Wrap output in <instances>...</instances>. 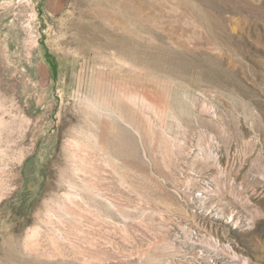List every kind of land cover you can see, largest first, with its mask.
Listing matches in <instances>:
<instances>
[{
	"label": "rangeland",
	"instance_id": "rangeland-1",
	"mask_svg": "<svg viewBox=\"0 0 264 264\" xmlns=\"http://www.w3.org/2000/svg\"><path fill=\"white\" fill-rule=\"evenodd\" d=\"M0 264H264V0H0Z\"/></svg>",
	"mask_w": 264,
	"mask_h": 264
},
{
	"label": "bare ground",
	"instance_id": "bare-ground-1",
	"mask_svg": "<svg viewBox=\"0 0 264 264\" xmlns=\"http://www.w3.org/2000/svg\"><path fill=\"white\" fill-rule=\"evenodd\" d=\"M26 1L31 2V0H26ZM32 1H33V0H32ZM128 51H129L128 54H129V55H132V53H133V49H129ZM129 55H128V56H129ZM180 57H181V56H180ZM155 61H157L156 58H155ZM152 63H153V62H152ZM46 92H47V90L41 92V97H42V98H45V97L47 96V93H46ZM91 101H92V100H91ZM96 104H97V103H96ZM104 105H105V104H104ZM90 140H91V139H90ZM34 163H35V162H34ZM35 170H37V169L35 168V165L33 164V162L30 163V166H29V172H32V171L34 172ZM29 174H30V173H29ZM29 177H30V176H29Z\"/></svg>",
	"mask_w": 264,
	"mask_h": 264
},
{
	"label": "built area",
	"instance_id": "built-area-1",
	"mask_svg": "<svg viewBox=\"0 0 264 264\" xmlns=\"http://www.w3.org/2000/svg\"><path fill=\"white\" fill-rule=\"evenodd\" d=\"M210 260H211V262H213V259L212 258Z\"/></svg>",
	"mask_w": 264,
	"mask_h": 264
}]
</instances>
